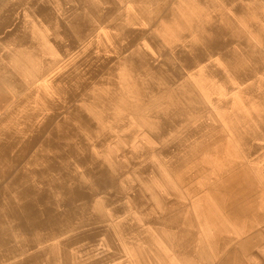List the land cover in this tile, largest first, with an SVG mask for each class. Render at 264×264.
<instances>
[{"label":"bare ground","instance_id":"6f19581e","mask_svg":"<svg viewBox=\"0 0 264 264\" xmlns=\"http://www.w3.org/2000/svg\"><path fill=\"white\" fill-rule=\"evenodd\" d=\"M25 4L26 0H0V33L15 24L19 9ZM260 10H264V0H38L25 10L17 28L4 41L24 61L36 65L48 60L49 56L75 49L87 39L90 43L83 54L66 65L63 73L48 81L51 87L61 86L63 94L47 97L37 93L38 96L28 97L35 98L39 104L47 100L48 107L46 111H26L22 116L24 126L39 118L43 125L26 135L17 148L16 157L11 158L9 153L0 156V163L4 165H0V198L12 199L10 208L16 213L10 220V231H21L24 242L32 244L30 231L45 234L67 225L66 221L76 218V214H82V211H75L77 202L89 205L93 194L99 193L98 184L107 182L106 170L97 154L103 156L109 143L122 136L130 144L135 140L134 154L143 160L135 179L141 182L140 192L144 196L159 200L162 215L161 220L149 223L129 215L117 224L130 234L126 243L137 253L136 264H165L168 259H160L157 252V245L164 243L181 245L183 249L176 253L178 264H206L209 253L204 243L210 244L212 233L186 224L184 217L189 212L202 217L205 212L209 214V209H204L198 200L192 206L182 200H163L160 191L168 187L169 178L159 169L160 166H199L198 152L207 148L211 152L214 147H220L218 143L224 138L221 140L219 129L207 126V121L213 115L226 118L228 97L234 92L233 83L240 82L245 87L242 99L253 93L249 100L264 102V87L258 88L255 77L251 78L255 70L264 67V51L252 41H246L247 35L261 34V27L248 20L253 15L259 18ZM241 32H245V36L240 35ZM197 37L200 44L194 41ZM106 39L113 42L112 58L106 57L105 47L99 45ZM259 40L263 46L264 35ZM142 42L163 58V62L147 57V51L140 48ZM117 61H120L119 68ZM125 66L129 68L127 75L122 74ZM116 76L123 82L120 87ZM136 87H139V94L131 92ZM89 93L93 98H89ZM126 100L150 103L149 107L138 109L136 115L118 114L115 108ZM93 104L103 110L98 111ZM107 109L116 112L115 121L107 120ZM169 116L176 120L169 123ZM144 118L153 120L154 134L148 135L145 125L144 129L140 128ZM75 120L77 127L72 130ZM231 120L228 119L226 128L237 133L238 127ZM26 130L30 132L31 128ZM85 137L90 144L84 141ZM70 141L81 147L82 153L77 155L70 151ZM97 141L99 145L94 147ZM42 143L53 149L55 160L38 151ZM244 146L249 149L242 153L243 158L264 157L252 153L256 150L252 141L246 139ZM93 147L95 154L91 151ZM62 153H66L61 156L65 163L71 158H80L79 165L88 182L97 180V184L92 185L94 190L73 179L68 181V175L57 170L55 166ZM25 161H29L30 166L20 169L19 165ZM206 162L215 164L217 158L213 154ZM29 170H32L33 180L26 176ZM249 172L235 182L237 190L230 191L224 184H218L207 191L225 194L221 203H224L226 216L252 228L260 215L259 192L253 189V183L258 182V172ZM30 180L34 182L32 187ZM66 180V184H62ZM41 187L53 188L64 218L51 213L53 208L47 204V196L42 200L45 206L41 212L33 208V198ZM104 197L107 202L110 195ZM188 235L197 248L193 262L186 260L192 257H187ZM249 250L245 253H250ZM228 254L231 256L228 255V264L242 263L233 250Z\"/></svg>","mask_w":264,"mask_h":264},{"label":"rangeland","instance_id":"374dc122","mask_svg":"<svg viewBox=\"0 0 264 264\" xmlns=\"http://www.w3.org/2000/svg\"><path fill=\"white\" fill-rule=\"evenodd\" d=\"M36 1L38 0H26L24 7L19 9L21 11L17 20H15V24L10 26L4 33H0V98L3 99H0V156L2 153H9L11 158L13 156L16 157L17 148L21 145V141L26 139V135L43 125L42 119L39 118L32 123H26L27 127L24 126L25 122L22 120V116H24L26 111H33L34 109L46 111L48 107L47 102H45L47 100H44L43 104H39L35 98L28 97H33L37 93L47 97L63 94L64 90L61 86L58 88L51 87L48 81L53 79L55 75L63 73L67 67L66 65L79 54H83L90 43V39H87L78 44L75 49L49 56L48 60L36 65L20 58L4 41L17 28L24 11L29 9ZM248 20L252 24H257V26L261 27L259 29L261 34L260 36L247 35L246 41H252L256 46L262 47L264 51V45L262 46L259 43V39L264 35V10H260L259 18L253 15ZM244 34L245 32L240 33V35ZM194 41L200 44V38L197 37ZM99 45L100 47H105L107 53L105 56L112 58L110 53L113 52V42L106 39L102 45L100 43ZM140 48L143 51H147V57L156 59L158 63L163 62L164 59L156 56L153 49L145 42H142ZM119 62L117 61L116 63L118 68ZM162 69L159 68L158 70L164 72ZM128 71L129 68L125 66L122 74L127 75ZM118 72L120 73V70ZM165 75L167 74L165 73ZM253 77H255V84L258 88L264 87V67L262 70H255L251 78ZM252 82L254 84V81ZM116 83L119 87L123 85L120 76H116ZM232 88L234 92L228 97V105L225 110L227 113L226 118L214 117L213 115L207 121V126L219 129L221 140L224 138L218 143L220 147L216 146L217 149L214 147L211 152H209V148L198 152L201 160L199 166H160L159 171H163V176L169 178L168 187H161L160 195H162L163 200H169V202L182 200L183 203L189 206H192L198 200V202L203 204L204 209H209V214L206 215L205 212L202 217H199L196 212H189L184 217L186 224L196 227V229H201L203 232L212 233L210 235V244L204 243V249L209 253L206 264H228V253L231 250L236 253L235 256L238 259L240 258L241 264H264V157L259 158L257 155H252L249 158H243L242 156V153L249 149L244 146L246 139L252 141L256 147V150L252 152L253 154L259 153L260 156H264V131H262L264 129V102L249 100L253 93L242 99L245 87L240 82L233 83ZM123 92H125V95L128 93L127 90ZM131 92L139 94V87L131 89ZM87 95L90 96L92 94L89 93ZM89 98L93 97L90 96ZM148 103H136L135 101L126 100L118 104V108L116 107L115 109L119 111L118 114L122 112L127 115H136L138 109L142 110L149 107ZM49 104L51 103L49 102ZM93 105L98 111L103 110V107L98 104ZM53 109L55 108L53 107ZM106 113L109 115L108 121L112 122L118 118L116 112L111 109H107ZM230 118L232 119L231 122L233 121L232 123L238 127L237 133L226 128V123ZM175 120L176 118L169 116L167 121L172 123ZM76 122V120L72 122L74 126H72V130L76 129ZM141 122V129H144L143 125H145L146 132L150 133L148 135L154 134L156 129L154 130L153 120L144 118ZM27 128H31V131L28 132ZM50 129L54 130V126H51ZM47 137L45 140H48ZM85 139L84 141H88L87 143L90 144L89 138L85 137ZM142 139H140V144ZM143 140L146 141L145 139ZM149 141H151L150 138ZM68 143L70 144V151L76 152L77 155L82 153V148L78 147L75 142L70 141ZM96 145H99V141H97V144L93 143L94 147ZM134 145L135 140L130 144L120 136L119 139L109 143V146L105 148L106 150L104 149L103 156L97 154L106 170L104 173L107 182L98 184L99 193L93 194L92 199L89 200V205L81 201L77 202L75 211L77 213L82 211V214H76V218L66 221L67 225L52 229L45 234L30 231V237L33 238L32 244L24 242L25 237L21 234V231L18 233L16 229L10 231V220L16 215L15 211H11L10 208V204L13 201L10 198H0V237L2 238H0V256L2 257L0 264H136L137 253L130 249L126 243V239L130 234L125 229L117 227V224L123 222L129 215H133L134 218L141 220L142 223L156 222L162 219V215L160 214L161 210L158 208L159 200L157 201V198L155 200L151 198L150 200V196L147 198L140 192L142 185L141 182L135 179V174L137 169L141 167L143 160L134 154ZM94 147L91 149L93 154L96 153ZM38 151L43 152L46 157L55 160V157H53L55 154L52 153L53 149L48 148L46 143H42ZM64 154L66 153H62L60 159L57 160L58 163L55 166L58 168L57 170L65 172L68 175V181L73 179L75 182L85 184L86 187L94 190L92 185L97 184V180L88 182L83 167L79 165L80 158L74 157L69 159L68 163H65L61 157ZM213 154L217 158V162L209 164L206 161L213 157ZM0 165L4 166L3 163H0ZM24 166H30L29 161L22 162L19 165L20 169ZM37 170L38 167L33 169L35 172ZM249 171L252 173L258 172V178L256 179L258 182L253 183V189L259 192L258 211L260 215L252 228L240 221H233L226 216L224 203H221L225 194L218 195L207 191L218 184L220 186L224 184L230 191L237 190L238 186L235 182L242 176L248 175ZM31 172L32 170H29L26 176L33 180L30 176ZM32 180H30L31 187L34 186ZM67 180L62 184L65 185ZM72 185L71 183L70 186L73 187ZM35 188L38 189L36 185ZM108 194L110 195L108 197L109 200L105 202L104 196ZM197 194L199 195L195 197ZM46 196L49 199L47 204L53 208L51 213L55 212V214L61 216L63 210L53 188L41 187L33 198L35 200L33 208L37 212H41L45 206V201L42 200ZM14 203L16 202L14 201ZM62 205L64 206L63 203ZM255 211L251 210L253 213ZM60 218H64L63 215ZM192 231L196 230L193 229ZM9 232L12 234H9ZM191 241V235H188V239H186V244L189 246L187 257H192L186 260H192L193 262L197 248L196 244L194 245ZM246 245L248 246L247 248H245ZM181 248V245L173 243L157 245L158 256L160 259H168L165 264H178L176 253ZM247 249H250V253H245ZM46 250L47 252H45ZM229 257L231 256L229 255Z\"/></svg>","mask_w":264,"mask_h":264}]
</instances>
